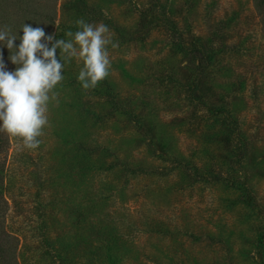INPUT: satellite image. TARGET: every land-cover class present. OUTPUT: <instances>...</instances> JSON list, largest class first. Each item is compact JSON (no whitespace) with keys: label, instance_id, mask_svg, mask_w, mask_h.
Here are the masks:
<instances>
[{"label":"trees","instance_id":"trees-1","mask_svg":"<svg viewBox=\"0 0 264 264\" xmlns=\"http://www.w3.org/2000/svg\"><path fill=\"white\" fill-rule=\"evenodd\" d=\"M81 18L104 23L119 43L108 46L110 75L83 90V63L73 59L48 104L36 149L44 253L9 226L23 189L13 165L31 158L22 147L9 154L10 136L0 133V264H256L252 249L264 256V0H0V27L13 35L26 24L53 42L70 39ZM10 55L0 44L14 71ZM188 57L196 67L183 78L179 59ZM151 136L171 169L154 164Z\"/></svg>","mask_w":264,"mask_h":264},{"label":"clouds","instance_id":"clouds-1","mask_svg":"<svg viewBox=\"0 0 264 264\" xmlns=\"http://www.w3.org/2000/svg\"><path fill=\"white\" fill-rule=\"evenodd\" d=\"M76 25L80 30L65 33L70 39L55 42L54 36H46L40 27L23 24L22 36L13 35L10 25L0 27V44L6 45L10 61L17 66L14 71L5 70L0 56V133L22 141L26 149L40 146L39 137L48 124V104L58 95L55 89L64 79L65 64L73 59L82 61L77 80L86 91L94 90L110 75L108 46L115 49L119 43L106 35L108 26L87 23L83 18ZM17 39L20 43L15 46Z\"/></svg>","mask_w":264,"mask_h":264},{"label":"rangeland","instance_id":"rangeland-1","mask_svg":"<svg viewBox=\"0 0 264 264\" xmlns=\"http://www.w3.org/2000/svg\"><path fill=\"white\" fill-rule=\"evenodd\" d=\"M146 3V2H145ZM99 15H105L103 11L98 10L97 11ZM146 22L150 21L151 16L149 14H144L142 17ZM163 35L162 32H155L154 37L161 39V36ZM179 66L181 67L182 71V77L186 78L189 76L190 71L193 70L196 67V62L191 57L188 58H181L179 59ZM210 90V87L208 86L207 78L202 80L198 92H201L200 94L204 95V92H207ZM189 114H195L197 116L203 115L204 111L199 107H190L187 108ZM145 114V113H144ZM126 124V123H124ZM150 140H146V143H150V146L148 148L150 149L149 153L151 155H154V164L159 168L166 167L167 169H171L174 164L172 163L171 157L168 156L164 146L159 143V141L155 140V136H151ZM9 150L8 153L10 154L15 148H21L26 152L30 154V162H14L13 167H19L20 169L13 170V173L16 172V179L19 181L18 185L23 186V189L21 193L17 197V201L15 203L10 204L9 208V226L16 230L19 234H21L22 238L25 240L31 242V248L33 250H38L39 254L46 252V250H42L40 247V243L42 240L43 233L46 232L45 226L42 224L43 220V205L45 202H47L46 195H44V191L42 188V191L38 188L37 182H42L43 176H41L40 173V167L42 161L38 160V153L36 150H29L26 149L22 141H19L16 138H9ZM9 160V159H8ZM3 164L4 170L7 169V166L9 162H1V166ZM34 165L36 166V169L33 168ZM5 166V167H4ZM20 170V171H19ZM33 170L32 174L30 172ZM6 172L3 173V175ZM188 176L190 177V172H187ZM35 180V181H34ZM144 180L141 181V184L144 185ZM202 204V201L198 200L195 202V204ZM19 250V248H18ZM251 258L253 261H255L256 264H263V250L259 248L252 249Z\"/></svg>","mask_w":264,"mask_h":264}]
</instances>
